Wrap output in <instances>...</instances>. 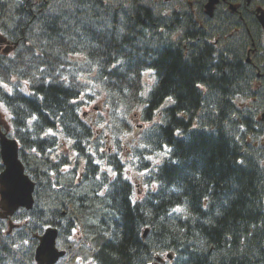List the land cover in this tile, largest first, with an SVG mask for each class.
I'll list each match as a JSON object with an SVG mask.
<instances>
[{
    "label": "trees",
    "instance_id": "1",
    "mask_svg": "<svg viewBox=\"0 0 264 264\" xmlns=\"http://www.w3.org/2000/svg\"><path fill=\"white\" fill-rule=\"evenodd\" d=\"M204 1L0 0L13 47L0 50L13 89L0 103L34 183L31 210L0 219V264H35L47 228L65 251L57 264H152L156 253L171 256L156 264H264V0H223L211 18ZM100 96L109 139L81 113ZM134 113L149 125L127 161L145 174L140 198L119 148Z\"/></svg>",
    "mask_w": 264,
    "mask_h": 264
},
{
    "label": "water",
    "instance_id": "2",
    "mask_svg": "<svg viewBox=\"0 0 264 264\" xmlns=\"http://www.w3.org/2000/svg\"><path fill=\"white\" fill-rule=\"evenodd\" d=\"M220 0H207L204 14L213 16L214 9ZM250 3V0H246ZM231 10L235 8L231 5ZM256 19L264 31V10L260 7L255 9ZM6 40L0 36V44ZM7 52V49L3 51ZM8 128L1 131L0 123V160L3 170L0 172V209L3 211L2 218L11 217L18 209L31 210L33 206L34 183L25 174L24 166L19 159L18 143L15 139L7 136ZM11 229V226H10ZM147 230L144 231L145 237ZM57 230L47 228L41 236L36 237L38 244L34 251L36 264H55L64 256L63 251L56 248ZM170 259V256H168ZM160 261V259H157Z\"/></svg>",
    "mask_w": 264,
    "mask_h": 264
},
{
    "label": "rangeland",
    "instance_id": "3",
    "mask_svg": "<svg viewBox=\"0 0 264 264\" xmlns=\"http://www.w3.org/2000/svg\"><path fill=\"white\" fill-rule=\"evenodd\" d=\"M174 1L176 2V0H165L166 3L167 2L173 3ZM205 1H204V3H205ZM186 2H188L189 7L191 9H193V7H194L193 0H186ZM204 3H203V6H204ZM226 36H228V34ZM260 39H261V43L264 47V35L263 34L261 35ZM246 56H247V58H249V55H246ZM76 59L78 61L81 60V58H79V56L71 57V60H76ZM143 81L145 83L144 84L145 91H147L149 86L152 83V78H151V75L149 72L144 74ZM237 102L241 103V100L240 101L238 100ZM246 102L249 103L251 101L246 100ZM81 113L82 114L85 113V115H86L85 122L91 127L93 134H95L96 136L98 134H101V135L105 136L107 139H109V135H111L109 132V129L111 126H110L109 118L107 115V110H106V107L104 105L102 96L97 97L89 105L83 106L81 109ZM263 114L264 113L259 114L258 118H259V116H262ZM131 116H132V120H133V121L131 120L132 121V123H131L132 129H131L130 133H128L127 135H124L120 138L119 148L122 151L121 159H122V162L124 163L123 175L126 179H129L133 183V185H134V187H136V189H138L135 197L140 198L144 194V191L146 189V186L144 184L145 174L143 172H139L136 169V167L134 166V164H129L128 162L131 163L130 156L133 155V152L136 149H142L143 148V146L141 144V138L142 137H140V136H141V133H143L144 131L147 130L149 125L140 121L138 113L137 114L134 113ZM8 118H9L8 113L5 115L3 110H0V123H1L2 130H5L6 128H8V130H9ZM260 119H261V117H260ZM260 119H257L256 121H258ZM262 120H263V118H262ZM262 138H264V131H261L259 134V143L264 145V139H262ZM114 146L115 145L113 144V142L105 144V148L102 149L101 153L106 155L107 149H109L108 152L110 150L114 151ZM68 149H69V147L67 144H61L59 149H58V153H67ZM150 161H152L154 163H157V161H158V163H159L160 156L152 157L150 159ZM12 229H13V227H12ZM79 236H80L79 235V229L77 228V229H75L73 237L75 240H78ZM166 255H167V253H163V254L157 256L156 258H162L165 261ZM156 263L157 262L154 261L152 264H156Z\"/></svg>",
    "mask_w": 264,
    "mask_h": 264
},
{
    "label": "snow or ice",
    "instance_id": "4",
    "mask_svg": "<svg viewBox=\"0 0 264 264\" xmlns=\"http://www.w3.org/2000/svg\"><path fill=\"white\" fill-rule=\"evenodd\" d=\"M0 35H3V33L0 32ZM118 63H119V62H118ZM113 67H115V65H113ZM33 75H35V74H33ZM64 79L66 80L67 77H64ZM12 82H13V83H16V82H17L16 77H13V81H12ZM29 83H30L29 80H24V81H23V84L25 85V87L22 88V89H20V91L27 92V86L29 85ZM0 88H3L4 91L7 92L9 95L12 94L13 89L9 86V83L6 82V78H4V77H0ZM28 94L31 95V93H28ZM237 99H239V98H237ZM171 100H172V98L169 97V101H171ZM0 110H3V112L5 113V115L7 114L8 109L5 107V105H4L3 103H0ZM34 120H36V117H35V116H32L31 119L28 121V123H29V124H32V122H33ZM240 130L243 131V128H241ZM49 134H51V132L46 133V135H49ZM125 135H127V133H125ZM177 135H180V133L177 132ZM262 139H264V138H262ZM166 150H167V149H166ZM33 151H35V150H33ZM148 158L151 159V157H148ZM157 163H158V161H157ZM241 163H242V162H241ZM108 171L111 172V174H112L113 177L116 176V173H115L114 171H112L111 169H108ZM153 187H155V185H153ZM101 194H103V193H101ZM174 211H176V212H181V211H183V209H181V208H176V209H174ZM69 239H71V237H69ZM156 254H157V255H161L160 253H156ZM89 264H92V262L90 261Z\"/></svg>",
    "mask_w": 264,
    "mask_h": 264
},
{
    "label": "flooded vegetation",
    "instance_id": "5",
    "mask_svg": "<svg viewBox=\"0 0 264 264\" xmlns=\"http://www.w3.org/2000/svg\"><path fill=\"white\" fill-rule=\"evenodd\" d=\"M1 47V49L4 47L3 45L2 46H0ZM264 126V125H263ZM160 263H163V262H160Z\"/></svg>",
    "mask_w": 264,
    "mask_h": 264
},
{
    "label": "bare ground",
    "instance_id": "6",
    "mask_svg": "<svg viewBox=\"0 0 264 264\" xmlns=\"http://www.w3.org/2000/svg\"><path fill=\"white\" fill-rule=\"evenodd\" d=\"M124 176V175H123ZM125 178V177H124Z\"/></svg>",
    "mask_w": 264,
    "mask_h": 264
}]
</instances>
